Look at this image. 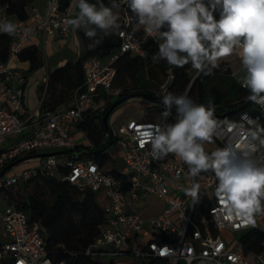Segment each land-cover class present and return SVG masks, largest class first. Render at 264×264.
<instances>
[{"label":"built area","instance_id":"obj_1","mask_svg":"<svg viewBox=\"0 0 264 264\" xmlns=\"http://www.w3.org/2000/svg\"><path fill=\"white\" fill-rule=\"evenodd\" d=\"M46 12L35 10L30 20L16 19L0 6V19L19 25L8 46V59L17 54L35 36L57 33L67 36L71 18L67 11H60L58 0H45ZM120 8V28L115 31L119 48L104 59L91 56L82 65L83 82L72 92L68 103L42 113L28 112L22 115L21 86L26 81L25 73L0 59V170L18 157L37 152L67 150L76 146L73 130L87 109L97 111L100 106L95 99L116 97L114 90L115 63L125 53L144 57L150 42L143 30H135L134 18L123 3ZM28 31L25 32L24 30ZM2 34V33H0ZM193 80L202 75L191 69ZM173 79L169 74L153 92L163 97ZM255 105V104H254ZM264 119V109L255 105ZM175 108V106H174ZM175 109L169 122H174ZM254 116L242 110L224 122H218L212 138L223 148L226 144L241 142ZM161 121L128 119L113 132L114 143L109 153L116 151L121 160L117 175L104 170L94 159L79 158L76 149L63 154L39 157L30 166L0 177V185L9 187L17 182L31 179L38 174L56 176L71 183L79 192L90 191L104 200L103 223L98 234L85 248L84 254L109 259L120 257L148 260L162 258L168 264H264V239L259 250H246L245 245L254 235L252 229L264 233V215L256 216V225L242 226L238 219H229L223 212L215 188L218 183L209 171L195 178L200 184L199 199L194 201L183 191L191 186L193 179L188 166L174 154L163 160L154 159L146 133ZM264 126V125H262ZM15 137L9 142L10 137ZM4 145V146H3ZM143 145V146H142ZM264 162V149L256 153ZM63 168V171H60ZM212 189V194L207 192ZM155 197L162 203L158 214L144 216L138 201ZM204 200L207 207L198 208ZM175 216V218L172 217ZM222 231L232 237H224ZM150 235L143 240L145 235ZM156 235H165L171 240L157 242ZM234 235V236H233ZM46 228L38 221L29 219L27 212L14 202L5 200L0 210V264H65L55 262L46 246Z\"/></svg>","mask_w":264,"mask_h":264},{"label":"clouds","instance_id":"obj_2","mask_svg":"<svg viewBox=\"0 0 264 264\" xmlns=\"http://www.w3.org/2000/svg\"><path fill=\"white\" fill-rule=\"evenodd\" d=\"M134 18L135 30L158 42L154 63L164 60L183 68L191 64L197 73L210 75L218 61L237 49L242 65L239 83L246 99L264 109V0H123ZM77 14L66 23L83 30L93 39L98 30L105 36L120 28L121 3L117 0H77ZM217 15L219 18L217 19ZM19 25L0 19V33L17 34ZM25 32L28 30L25 29ZM165 91L161 103V123L146 133L154 159L174 154L187 166L194 178L183 191L194 201L199 199L200 184L195 178L211 171L218 183L215 196L229 219L242 226H255L256 216L264 215V162L256 153L264 148V126L250 118L241 142L205 151L218 121L215 106L198 103L189 95ZM175 106V108H174ZM175 109L174 122H169ZM143 146V145H142ZM18 264H24L23 261Z\"/></svg>","mask_w":264,"mask_h":264},{"label":"trees","instance_id":"obj_3","mask_svg":"<svg viewBox=\"0 0 264 264\" xmlns=\"http://www.w3.org/2000/svg\"><path fill=\"white\" fill-rule=\"evenodd\" d=\"M32 1L0 0V6L4 7L6 13L10 16L16 19L26 20L28 18L26 7ZM89 2L96 3L97 0H89ZM104 3L108 4L109 0H104ZM76 4L77 0H58V8L60 11L68 12L70 8H74L78 12ZM216 18L218 19L219 16L217 15ZM83 35L86 37L84 33ZM11 39L12 36L4 33L0 34V59L4 62L8 60V46ZM118 48L119 38L115 31L107 36L101 32V35L93 38V41H87V48L81 59L76 60L74 63H66L49 72V83L52 84V81H59L64 86V89L60 93H66V99L62 104L66 103L70 99L74 89L82 84V65L84 60L91 56H98L104 59L111 56ZM157 51L158 44L150 42L146 46V54L144 57L125 53L118 58L115 63L116 74L114 81L117 80L122 85L124 83V75L129 74L133 79V84L131 87L120 89L116 97H105L104 100L106 101L107 99V101L102 109L99 108L97 111L87 109L83 112V117L75 128L85 134L88 144L77 145L76 151L79 158L94 159L104 170L117 175L119 168H116L113 164L110 168H107V164L111 161L109 153L111 148L107 146L108 138L106 129L102 123V115L106 108L113 100L136 92L153 95L154 90L163 83L169 74H173V79L168 84L167 91L174 93L184 91L190 80L191 64L185 65L183 68H177L168 65L164 60H159L154 63L152 57ZM17 56L20 60L28 61L30 63V69L37 68L43 63L42 54L37 48H23ZM218 64L219 66L217 68L211 69L212 74H204L203 76L200 75L195 78L194 89L189 92V95L198 103L207 104L211 100L215 106L214 116L218 122L227 121L238 112L246 110L258 120L261 126L264 125V119L261 118L260 112L255 105L253 103L246 105L248 102L246 99L248 92L241 87L239 81L233 76L229 64L226 61H220ZM142 66L147 67L152 75V66H155L164 76L163 80L158 83L155 89L150 90L152 79L142 74L143 71L140 70ZM71 69L74 72L70 71ZM78 69L81 71L80 77L72 79V76L75 75ZM59 97L61 98V95ZM62 104L45 108V110H54ZM45 106H47V103ZM163 110V105L157 108V112L160 114ZM112 143H114V136ZM32 159L38 161L39 157L28 160ZM17 165L15 164V166L10 168L11 171L12 169L17 170L23 168ZM63 170V168H60V171ZM16 185H19L22 189L27 185H32L33 189L31 193L23 195L18 200L14 197L12 189ZM40 185L54 195L51 203H48L44 197ZM1 194L4 200L14 202L19 208L25 210L30 220L38 221L46 228L45 240L47 250L55 262L64 259L65 264H102L84 254L85 248L98 234L100 225L104 220L102 213L104 200L96 193L90 191L79 192L71 183L61 180L56 176L51 177L38 174L31 179L23 182L19 181L9 187L0 185ZM206 207V201L201 200L198 208L202 211ZM70 213L76 214L78 219L72 221L68 218V214ZM251 233H254V235L248 240L245 248L246 250H259L260 242L264 239V233L255 231V229H252ZM153 239L157 242L171 240L170 237L165 235H156ZM144 262H146L145 264H167L165 259L156 257L149 258L146 261L144 260Z\"/></svg>","mask_w":264,"mask_h":264},{"label":"crops","instance_id":"obj_4","mask_svg":"<svg viewBox=\"0 0 264 264\" xmlns=\"http://www.w3.org/2000/svg\"><path fill=\"white\" fill-rule=\"evenodd\" d=\"M46 9L47 6L45 0H33L32 3L26 7L28 20H30L35 10L39 11L41 14H44L46 12ZM68 12L71 14V18H74V16L77 14V11L74 8H70ZM83 33V30H74L71 27L70 32L67 36L52 33L47 35L39 34L32 38L24 46V48L33 47L37 48L41 52L43 57V63L37 68L30 69V63L28 61L20 60L18 56H13L8 59L9 65L21 69L26 75V81L21 86L23 96L21 113L23 116L28 112L32 111L42 113L45 108H49L54 105H60L65 101L66 93H60L64 89V86L59 81H52V84L49 83V72L53 71L57 67L63 66L66 63H74L76 60L81 59L83 57L87 48V41H93V39L84 37ZM238 53L239 50L237 49L231 56L225 57L220 61H226L229 64L233 76L239 81L243 72ZM70 71L74 72L73 69H71ZM80 74L81 71L80 69H78L75 75L72 76V79L80 77ZM60 95L61 98L59 97ZM68 101L66 103H68ZM104 101V99H95V103L100 106V109L104 107ZM45 102L47 103V106H45ZM138 103L146 105V103ZM145 114L146 113L141 108L138 111L137 116L129 115V118L125 119L124 121L128 119H138L144 116ZM80 132L82 136L86 138L85 134L82 131ZM73 136L75 138L74 132ZM14 138V136L10 137L9 142H11ZM75 141L77 145L88 144V141L85 144H82L76 138ZM36 162L37 161L33 159L28 160L22 163L24 164L22 167L24 168L26 166L33 165ZM22 164H19V166ZM16 171L15 169H12L11 173ZM137 204L140 211L145 217L158 214L163 206V203L155 197H148L147 199L140 200ZM103 258L106 261L102 264H115V261H117L118 259H120L121 261H126L129 257H120L112 260L105 257ZM135 262L136 264L146 263L140 259H135Z\"/></svg>","mask_w":264,"mask_h":264},{"label":"rangeland","instance_id":"obj_5","mask_svg":"<svg viewBox=\"0 0 264 264\" xmlns=\"http://www.w3.org/2000/svg\"><path fill=\"white\" fill-rule=\"evenodd\" d=\"M100 31H98L97 36H100ZM152 71H153V75L149 72L148 68L145 66H142L140 68L142 72V74L145 77H149L150 79H152L151 81V85H150V90H153L157 87L158 83H160L163 80V75L158 71V69L155 66H152ZM136 74H138L136 72ZM135 74V75H136ZM204 74L202 73V76ZM133 84V79L129 74H125L124 75V83L122 85H120L118 83L117 80L114 81V86L113 89H123V88H128L131 87ZM195 86V79L193 80L192 78V73L190 76V80L187 83L184 91L187 90H192L194 89ZM189 91V92H190ZM113 100V99H111ZM107 101V99H106ZM106 101H104V106L106 105ZM138 102H142V103H146V105H143L141 103ZM161 107L160 104L158 103H154L146 98H143L141 96H132L128 99H126L125 101H123L121 104H119L118 106H116L113 111L110 113L109 118H108V123L109 126L111 127V129L113 130V132L116 131L117 126L123 122L125 119L129 118V115H134L137 116L138 111L142 108L144 110V112L146 113L144 116L140 117L142 119H152V120H156V121H161L162 117L161 114L157 112V108ZM75 134V138L80 141V143L85 144L87 142L86 138H84L81 134V132L77 129H75L74 131ZM4 146V145H3ZM204 147H205V151L207 152H211L216 150L217 148H221V146L212 138L211 142H205L204 143ZM57 156H60L59 154H57ZM110 156H111V161L107 164V168H110L112 166V164L116 167V168H120L121 167V160L120 157L117 155L116 151H111L110 152ZM31 159V158H30ZM28 160V159H27ZM26 160L21 161L22 163H24ZM19 162V163H21ZM19 163H17L19 166ZM21 163V164H22ZM24 164L20 165L23 166ZM15 166V165H14ZM19 166V167H20ZM16 170V169H15ZM19 169H17V171H19ZM16 171V172H17ZM11 173V169H9L7 171V174ZM40 188L42 189V192L44 193V197L47 199L48 203H51L54 199V195L46 188L42 187L40 185ZM13 192H14V197L18 200H20L22 198L23 195L29 194L32 192V185H27L25 186L23 189L20 188L19 185L13 186L12 187ZM207 192L209 194H212V189H208ZM2 194L0 195V210H2V208L5 205V200L4 198L1 197ZM173 218H175L174 215H172ZM68 218H70L72 221H76L78 219V216L76 214H68ZM223 236L225 237H232V235L230 233H227L225 231H222ZM234 236V235H233ZM150 237V235H145L143 237V240H146ZM225 237V238H226ZM92 259H94L95 261L98 262H105L106 260L102 257L99 256H93ZM136 258H128V260L126 261H121L120 259H118L117 261H115V264H136L135 262ZM168 264V263H167Z\"/></svg>","mask_w":264,"mask_h":264},{"label":"water","instance_id":"obj_6","mask_svg":"<svg viewBox=\"0 0 264 264\" xmlns=\"http://www.w3.org/2000/svg\"><path fill=\"white\" fill-rule=\"evenodd\" d=\"M132 96H141L143 98H146L154 103H158V104H161V101L162 99L159 98V97H156L154 95H150V94H147V93H142V92H136V93H133L131 95H127V96H123V97H120V98H117L115 100H113L110 105L106 108L105 112L103 113L102 115V123L106 129V135H107V138H108V144L107 146L110 147L112 145V142H113V130L111 129V127L109 126V123H108V118H109V115L110 113L113 111V109L118 106L119 104H121L123 101H125L126 99L132 97ZM251 102H247L246 105L250 104ZM77 148V145L74 146L73 148H70V149H67V150H57V151H49V152H37V153H33V154H28V155H25V156H21V157H18L17 159L9 162L8 164H6L1 170H0V177L5 173L7 172L10 168H12L15 164L23 161V160H26V159H29V158H32V157H43V156H46V155H50V154H63V153H66V152H71L73 151L74 149Z\"/></svg>","mask_w":264,"mask_h":264}]
</instances>
